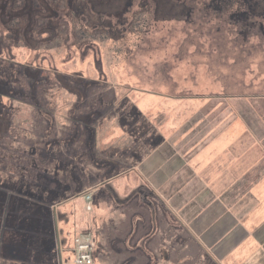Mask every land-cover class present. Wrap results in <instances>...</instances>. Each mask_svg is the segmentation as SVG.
<instances>
[{"label":"rangeland","instance_id":"374dc122","mask_svg":"<svg viewBox=\"0 0 264 264\" xmlns=\"http://www.w3.org/2000/svg\"><path fill=\"white\" fill-rule=\"evenodd\" d=\"M6 1L9 0H0V56L22 63L35 62L63 73L54 74L57 80L43 79L37 71L5 65V60L0 59V148L9 134L8 157L17 158L13 161L16 170L25 172L28 167L21 161H27V154L18 150L19 143H24L19 134L29 135L35 169L36 162L42 159L38 152L44 146L56 161L54 167L49 159L47 168L38 165L39 172L31 174L40 179L39 192L36 182L26 181L15 183L19 188L14 192L0 189V196H11L10 206L23 208L16 219L8 215L4 237L9 244L15 240L21 243L18 250L32 264H62V260L75 264L74 253L63 248L64 235H60L59 250L55 214L49 207L57 197L59 203L63 202L57 209L58 223L62 226L63 216L69 219L66 228H71L70 247L74 229L93 235L94 264H222L214 261L208 247L193 236L191 206L211 202L217 191L223 194L224 188L239 182L229 178L201 180L209 176L195 172L213 161L208 174L216 178L224 177L218 172L225 163L238 170L235 174L240 178L264 176V142L254 144L264 140V17L257 18L263 25H257L255 30H251L253 26L232 29V19L224 21V13L209 16L208 20L200 14L191 15L193 20H166L167 15H180L178 7H170L169 0H134L136 10L145 4L160 8L158 20L153 17L157 27L139 39L128 37L131 53L115 49L111 53L114 63L108 64L104 54L105 72L99 76L89 53L86 55L91 57L86 58L80 53L70 54V58H76L73 63L64 62L71 60L68 53H51L46 47L32 52L25 48L23 57L24 50L14 44L22 40L19 28L38 19L21 21L14 15L16 11L3 12L1 5ZM242 5L249 4L244 1ZM161 13L165 14L163 18ZM56 41L53 37L43 45H54ZM106 66L111 69L106 70ZM65 72H84L101 81H76L65 77ZM14 82H20L22 88L14 87ZM24 96L30 101L17 99ZM245 129H253L254 135ZM43 139L46 145L41 143ZM230 143L232 147L225 151ZM210 144L216 148L204 150ZM255 145L262 155L251 152ZM13 150L15 153H10ZM3 155L5 151L0 149V157ZM60 178L66 182L81 180L89 191L84 192L79 185L77 191L67 195ZM144 182L150 187L133 193V208L140 211V205L148 204L151 207L146 209L147 214L144 210L132 224L124 215V219H118L117 213L133 205L132 199L128 205L118 202L128 195V186L139 190ZM259 183L264 187V182ZM113 189L123 199L113 198ZM152 190L159 194L158 201L154 195L146 194ZM88 193L93 199L92 212H87L84 205ZM179 195L183 213L177 205ZM240 210L237 208L235 213ZM233 222L231 217L224 225ZM99 223L101 226H96ZM111 226L115 229L111 230ZM98 228L106 233L97 235ZM135 251L145 252L144 256ZM241 262L264 264V257L256 254Z\"/></svg>","mask_w":264,"mask_h":264},{"label":"trees","instance_id":"16d2710c","mask_svg":"<svg viewBox=\"0 0 264 264\" xmlns=\"http://www.w3.org/2000/svg\"><path fill=\"white\" fill-rule=\"evenodd\" d=\"M74 3L68 4L67 0H62L60 3L59 0H50L48 3L51 4L53 7V10H55V15L51 17V14H49V11H47V6L41 5L39 6V11L36 12L34 18L38 19L34 22H29L28 25H23L19 28V31L22 35H20L19 38L22 37L21 41H15V45L18 44L16 48H22L24 50V56L25 48L28 49V52L39 50V47H46V49H49V51L57 52V53H64L68 55V58H70V54L76 53L77 55L80 53L81 56L85 55V58L88 57L90 54L93 56L94 64L96 66V69H98L99 76L101 75L103 71V61L104 57L103 55H106L108 64L114 63V57H112L111 53H114V50L117 48L121 53H131L132 49L128 47L129 38L131 36H134L136 38H140L145 32H153L154 29H156V25L158 24L154 22L155 19H153L154 15L156 20H158V15L160 8L155 4L157 10L152 7V4H145L142 5V8H139L138 10L134 9V0H127L128 3L130 2V6H126V9L123 11L119 7H123V3L121 2H115L114 0H72ZM156 1V0H155ZM163 1V0H160ZM211 0H169L170 7H178L180 10V15L176 14L174 16L167 15L166 20L169 19H176L180 18L183 20L184 18L188 20L190 19V16L186 15H197L200 14L201 16L207 18L209 16L216 17L217 14L224 13L222 17H224V21L228 19L231 20V27L232 29H240V28H249L253 26L251 30H255L257 25L261 26L263 23L259 22L257 18H263L264 17V0H225L227 1L223 3L220 0H216V2H210ZM246 1V4L249 5L243 6L242 4ZM42 2V1H41ZM208 4L206 6H202V3ZM20 3V2H19ZM119 3V5H117ZM127 3V4H128ZM21 4H13V6L9 5L7 9L3 8V12L12 13L14 11V7H20ZM38 6V5H37ZM77 7V9L75 8ZM150 7V8H149ZM17 9H15L16 11ZM182 13V14H181ZM214 14V15H210ZM130 15V16H129ZM163 15H165L163 13ZM162 15V18H163ZM134 17V20H131ZM219 16V18H222ZM251 17H253L252 20H249ZM161 18V19H162ZM19 19V18H18ZM153 19V20H152ZM255 20V21H253ZM23 21V20H21ZM152 21V22H151ZM36 22L37 25L35 24ZM52 22V23H51ZM53 24V25H52ZM154 24L155 27H154ZM188 24L191 25L190 21H188ZM6 25V24H5ZM7 30L10 33V30L8 27H6ZM29 30L27 32V30ZM251 32V31H249ZM25 33V34H24ZM49 34V36H47ZM245 32L243 33V35ZM53 37H56L57 41L54 45H43L44 43L49 42ZM129 37V38H128ZM7 39L13 38L14 36H7ZM15 40V39H14ZM111 43V44H110ZM135 46V45H134ZM8 50H11V47L7 46ZM91 52V53H90ZM86 53H89V55H86ZM102 54V55H101ZM91 57V56H89ZM1 60H5V65H14L16 67H20L21 69H28L30 72L37 71L39 72V75L43 79H58L56 75L54 74H63L60 73L62 71H57L56 73L51 71L50 69H46L41 67L40 65H36L34 63H22L16 58H13L11 60H7L6 57L0 56ZM71 60H64V62H70L73 63L74 58H70ZM100 59V60H99ZM99 60V61H98ZM83 61V60H82ZM106 63V61H105ZM104 63V64H105ZM35 66V67H34ZM55 69V68H54ZM106 70L111 69L109 66L105 67ZM82 71V70H81ZM27 74V73H26ZM65 77H71L77 79H81V81H90L99 82L101 80L99 79H91L85 75L84 72H72L68 73L65 72ZM111 75V74H110ZM105 82H109L108 80H104ZM20 82H14L13 86L16 88H22L19 87ZM29 87H27L26 91H29ZM25 95V94H24ZM19 100L24 101L27 99L30 101L31 98H27V96H24L22 98H17ZM16 99V100H17ZM78 131H81L80 129H77ZM68 131V129H67ZM55 132V130H54ZM55 134V133H54ZM67 134H69L67 132ZM9 135V134H8ZM6 136L4 139V143L7 144V140L9 136ZM29 136V135H26ZM24 134H19V138L21 142L19 143L18 150L21 149L20 153H26L27 154V161H21L26 167H28V170L25 171L27 173H32L35 175V173L38 172V165L39 167L45 169L48 167V160L51 159L50 150L47 146H44L41 148L38 152V157L42 155V159H37L38 162L36 169L35 167H32L34 164V158L35 154H31L32 149L30 148V145L32 143V137H26ZM45 138V137H43ZM6 141V142H5ZM44 141V142H43ZM41 143L44 145L47 144L46 140L43 139ZM51 144V142L49 143ZM8 149L9 147H5L3 151H5V155L8 157ZM29 150V152H28ZM16 150L11 151L10 153L14 154ZM23 157L22 155H20ZM17 159V158H16ZM28 160H30V163H28ZM54 165V164H53ZM61 183L64 186V193L67 192V195L70 194L73 191H77L81 185L84 192H88L87 185L83 184L81 180L73 181V182H66L62 178ZM54 181V180H53ZM31 183V182H28ZM145 185H141L140 189L137 190H131V188L128 186L126 194H128L126 197L121 198V196L118 194V192L113 189L110 190V193L113 195V198H121L124 201L120 200L119 203H123L125 205L130 204L132 205L131 209L125 208L124 210L117 213V218L121 219L123 218V215L126 219H128V216H130L131 220H134L139 214H141L144 210L146 211L145 214H147L148 208H150V205L142 204L140 205L141 210L138 211L135 207L136 198L133 196L134 192L140 193L143 191V188L150 187L149 183L144 182ZM65 186H68L69 189H66ZM41 189V188H40ZM152 189V188H151ZM108 191V189H107ZM94 194L95 191H91ZM109 192V191H108ZM93 194V195H94ZM146 194L154 195L156 200H159V194L156 191L147 192ZM112 197V196H111ZM112 198V199H113ZM147 198V197H146ZM145 198H142V200ZM148 200V199H147ZM113 201H115L113 199ZM59 204V198L56 197L55 202L50 203L51 204ZM60 203H63L62 201ZM114 203V202H113ZM143 209V210H142ZM87 210V208H86ZM137 210V211H136ZM124 211V212H123ZM144 211V212H145ZM87 212H92L88 211ZM81 220V219H80ZM79 220V221H80ZM132 224V221H129V224ZM79 222L77 223L78 226ZM114 226H111L110 229H114ZM90 231V230H89ZM75 236H77L79 233L74 232ZM100 234H103L100 232ZM98 235V234H97ZM74 239V238H73ZM139 253H143L141 251H138Z\"/></svg>","mask_w":264,"mask_h":264},{"label":"crops","instance_id":"0c3cea01","mask_svg":"<svg viewBox=\"0 0 264 264\" xmlns=\"http://www.w3.org/2000/svg\"><path fill=\"white\" fill-rule=\"evenodd\" d=\"M245 130L251 132L252 135H254L253 129H250V131L248 129ZM239 135H241V132L239 133ZM258 142L263 143L264 140L262 139L261 141H257L254 144H257ZM232 145L233 143H230L225 151L231 148ZM6 146L7 144L3 143L0 149L3 150ZM215 148L216 145L214 146L210 144L204 150L212 151ZM252 150L253 151L251 152L254 155H262V151L256 145ZM257 151H259V154ZM14 160L16 161L17 159L15 157L9 158L7 156L0 157V189H7L8 192H14L19 188V186H17L15 183H25L24 181H26L31 183L36 182V190L37 192H39L40 179H34L31 175L32 173L17 171L15 168L16 163H13ZM53 164L55 167L56 161H53ZM212 164L213 161L208 165L203 166L204 168L197 170L195 174L209 176L203 177L201 178V180L226 181L227 178H229L231 182L234 181L239 183L231 185L229 186V188H224L222 190L224 191L223 194L217 191L215 193V197L211 202L207 201V203L204 204L201 201L200 203L202 204L199 207L191 206L193 236L197 240H200V242L204 246L208 247L209 251L213 255L214 261L220 262L222 264H246V262L242 263L241 261L244 260V258L247 256H255L256 254L264 257V191L261 190H264V187L259 183L261 182L262 184V182H264V176L251 179L240 178L238 174H235L238 172V170H234L233 168H231L230 163H225V167L220 169L218 172L219 176L224 177L222 179L216 178L215 174L213 176H210L208 174L209 168H213ZM32 167H34V164L32 165ZM205 170L207 173L205 172ZM31 187L33 188L34 185L32 184ZM49 193L51 192H48V194ZM2 198L3 200L0 201V204H3V208L2 206L0 208V264H32V261L25 260L24 255L20 253V250H18L17 247L18 245H21V243L15 240L13 241V243L9 244V241H7L4 237L8 215H15L16 219L18 214L23 213V208L10 206L9 198H11V196L7 197L5 195H1L0 199ZM176 199L177 205L180 206L181 213H183L184 204H182L180 201L181 196H176ZM60 204L61 203L53 205L51 204V206H49L50 208H52L54 214L57 213V209H61ZM84 205L86 207V201ZM178 206L177 210L175 211L177 217L179 215ZM260 206L263 210L258 209L260 208ZM237 208L241 210L240 212L235 213ZM229 215L232 217V219H234V222L232 224H229L228 226H225L224 223H226L228 220H231V217ZM130 218L131 217L128 216L129 221H133ZM121 219H124V217ZM68 220L69 219L66 218V216L62 217V226H60V223H58L59 233L60 235L65 236L64 240L66 241V245L63 248H65L67 251L73 252V243H71L70 247V238L68 239L71 228H66ZM99 224H96V226H101V224ZM14 229L17 230L18 227H15ZM79 230L80 229L76 228L72 232L76 231L77 233V231ZM100 232L103 234H100ZM105 233L106 231L100 228H98L96 232V234L98 235H104ZM58 246L59 250L61 251L62 247L59 242ZM138 253V251L134 252V254L140 256H144L145 252L141 254ZM62 264H65L63 260ZM164 264H170V262H164Z\"/></svg>","mask_w":264,"mask_h":264},{"label":"flooded vegetation","instance_id":"af4514ba","mask_svg":"<svg viewBox=\"0 0 264 264\" xmlns=\"http://www.w3.org/2000/svg\"><path fill=\"white\" fill-rule=\"evenodd\" d=\"M49 1L50 0H14V2H13V0H9V1H6L3 5H1V8H2V11H3V8L7 9L9 5L13 6V4H21V6L18 7V8L14 7V11H15V9H17L16 13L14 15H16L19 18V20H25V19H29L30 17H34L36 12H38L39 9H40L39 6H41V5L45 6L46 5L47 6L46 10L49 11V14H51V17H53V15H55V13H54L55 10H53V7L51 6V4L48 3ZM220 1H222L225 4H227L226 3L227 1H225V0H220ZM115 2L123 3L124 6L123 7H119L123 11L126 9V6H130L131 5L130 2L128 3L127 0H115ZM117 5H119V3ZM161 14L163 15V13H161ZM186 16L188 17V16H191V15L188 14ZM131 20H134V17Z\"/></svg>","mask_w":264,"mask_h":264},{"label":"built area","instance_id":"2783aa9c","mask_svg":"<svg viewBox=\"0 0 264 264\" xmlns=\"http://www.w3.org/2000/svg\"><path fill=\"white\" fill-rule=\"evenodd\" d=\"M88 209H91V206H88ZM74 242H75L74 263L75 264H93L94 256H93L92 237L90 235L77 236Z\"/></svg>","mask_w":264,"mask_h":264},{"label":"water","instance_id":"95a60500","mask_svg":"<svg viewBox=\"0 0 264 264\" xmlns=\"http://www.w3.org/2000/svg\"><path fill=\"white\" fill-rule=\"evenodd\" d=\"M55 219H56L57 237H58V242L60 244V233H59V226L57 221V213L55 214Z\"/></svg>","mask_w":264,"mask_h":264}]
</instances>
